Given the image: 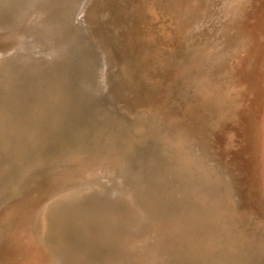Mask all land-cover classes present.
<instances>
[{
    "label": "bare ground",
    "instance_id": "1",
    "mask_svg": "<svg viewBox=\"0 0 264 264\" xmlns=\"http://www.w3.org/2000/svg\"><path fill=\"white\" fill-rule=\"evenodd\" d=\"M163 2L187 30V46L192 40L199 43L194 49L190 45L181 64L180 72L198 97L188 108L202 107L216 129L226 118L236 117L243 91L252 89V110L241 121L247 132H254L249 143L259 142L264 183V44L245 64V80L237 72L235 78L222 73L223 62L249 40L246 23L254 0ZM150 6L148 17L144 7H137L145 23L154 21ZM104 7L99 0H0V148L11 138L24 140L23 168L46 166L54 176L14 222L13 243L26 251L35 247L47 264H264V206L258 212L240 210L242 202L238 207L225 168L205 146L188 138L185 129L157 134L149 122H138L141 137L126 131V151L116 152L117 145L106 151L95 146L101 148L92 155V145L87 148L78 140L68 141L71 147L63 151L59 128L68 114L92 109L102 98L114 100L120 93L142 89L144 83L157 88L151 75L156 47L143 45L139 37L117 40L111 45L115 54L107 47L81 45L88 19L101 25L108 18ZM207 21L218 25L210 41L199 31ZM223 146L225 151L233 148L231 136ZM7 216L2 213L0 222ZM4 247L2 239L0 249Z\"/></svg>",
    "mask_w": 264,
    "mask_h": 264
},
{
    "label": "rangeland",
    "instance_id": "2",
    "mask_svg": "<svg viewBox=\"0 0 264 264\" xmlns=\"http://www.w3.org/2000/svg\"><path fill=\"white\" fill-rule=\"evenodd\" d=\"M99 1L103 2V6H105L104 9L106 7H108L105 9V12H104L105 15L106 14L108 15V18H105L104 22H103L104 24H101V25L95 24L93 22V19L91 18L92 19L91 20L89 18L88 19L89 25L88 26L84 25V27L85 28L87 27V28L85 29V31H82L80 33L81 35L79 38H80L81 45L92 47V48H94V47L106 48L107 47V49H111L115 54L116 49H112L111 45L113 43L115 44L117 40L118 41L122 40V42H123V40L127 41L128 39L131 40V39H134L135 37H139L140 41L143 42V45L145 43H147V46L148 47L150 46V48H153V46H154V48L156 47L158 55H157L156 59L154 60L155 63H153V66L155 67V72H152L151 75L156 76V77H153L154 78L153 82L156 83L157 88L154 89L151 85H146L144 83L141 85L142 89L140 87L139 88H133V90L131 89L128 91V94H127V92L126 93L123 92L124 94L123 93L122 94L126 95V96H123L120 93V95L118 94L119 96H116V98H114V100H113V98H108V99L102 98V99H100L97 102L98 105L95 104V106L93 107L94 109L92 108L93 111L91 112V114L89 113L90 115H92L91 119L89 118V123H88L90 125V129L82 136L80 134L85 132L86 126L79 124L78 127L75 128V132L77 131V133L75 135H78L76 137H78V141H79L80 145H85V147H87V148H88V146L92 145V149L90 152V153L93 152L92 155L96 154L94 151L95 149L101 148V147L95 148V146H103L104 149L107 148V149H105V151H106V150L110 149L111 146L114 147L117 145L118 146L117 148L114 147V148H116L115 151L117 150L116 152L124 151L125 149H128L127 148L128 143L126 141H127V137H129V135H133V136H136L138 138L141 137V132H139L141 130L138 129V125H137L138 122H140V123L149 122L152 125V129L156 130L158 132L157 133L155 131V133H157V134H162V133L163 134H166V133L170 134L169 132L178 131V130L184 131V129H185L187 132L188 138L192 139V141H194L195 143H201L202 146H205L204 148L207 149L210 156L215 161L220 163L223 166V169L225 168L224 173L227 172L225 175L228 176L227 179L230 181V184L232 183L231 184L233 186L232 191L234 189L233 195L235 197V202H236L237 206L242 202L241 203L242 205L241 204L239 205L240 206L239 209L243 211V209L249 208V209H252L254 212H258L259 210H257V208L264 206V194H263L264 183H262L261 176H260V171H261V167H262V155L258 151L261 148L258 144L259 142H257L256 139H253V140L250 139V143H249L248 139L251 138L250 134H252L254 137V132H247V130H245V128H244L243 122L241 121V117H247L248 114L250 113V111L252 110L251 107L248 108L249 105L251 106V103H252L253 98H254L253 93H252V89L249 88V86H248L247 90L243 91L242 100H241L242 102L239 104V106L237 108L236 117L229 118V120L226 118V120H223L221 122V124H222L221 126H219L218 128L216 127V129L215 128L212 129L211 126H213V121L210 120V118H207V115H208L207 112H202L203 111L201 109L202 107H200V106L193 107L192 106V109H191V107L190 108L187 107V105L191 104L192 102H194V105H195V103L197 101L195 99H197L198 97L196 98L193 95L194 92L192 89V85L188 83V80L185 78L184 72H180L182 69L181 64H182L183 60L185 59L186 55L188 54V48L192 47V49H194L197 47V45L199 43L197 40H195L196 42L192 40V42H189L191 47H190V45L187 46V43L183 39L186 35L187 30H185L184 25H182L181 22H179V20H177L175 18V16L173 14H171V11L169 9H167V10L165 9V5H164L163 0L162 1L161 0H156V1L155 0H151V1L150 0H147V1L146 0H144V1L143 0H105V1L99 0ZM155 2H157V3H155ZM150 3L151 4L153 3L155 5H151ZM160 3H162V4H160ZM148 5L149 6L151 5L150 8L154 6L153 7V19H152L154 21H150L149 23H145V22H143V19L140 18L139 11H138L137 7H139V6L141 8L144 7L143 8L144 15H147V17H148L149 12L148 11L145 12L146 8L149 9ZM132 7H134V8H132ZM94 9L95 10H94L93 16H92L93 18L95 16V13L98 11V8H96V5L94 6ZM134 9H135V11H134ZM161 9H163V10H161ZM158 11H160V12H158ZM151 13H152V10H151ZM165 14L167 17L165 16ZM132 17H134V18H132ZM110 19H111V21H110ZM157 20L158 21L160 20V21L158 22ZM105 21H106V23H105ZM123 21H125V22L123 23ZM140 21L143 23H142V25L140 24V26H139V23H141ZM153 22L155 24H153ZM150 23H151V25H150ZM156 23H157V25H156ZM208 23H209V21H207V23L204 25L205 27L204 26L201 27L199 31H200V34H203L202 36L204 39L208 38V41H210V40H213L212 36L216 35V28L218 25H214L211 22L209 24ZM178 24H179V26H178ZM210 24H212V26ZM246 24H247L246 32H247L249 40L245 45H243L241 47V49L238 53H236L235 55L234 54L231 55L232 58H231V56H229L228 59L223 62L224 67H223L222 73L224 74V76L227 75L226 78H229V77L235 78L236 72H237L238 78H242L245 80V75H244L245 64L247 63L248 59L250 57H252L257 52L258 49H260V45L264 44V0H254L252 13L250 14V20ZM120 25L122 27H120ZM150 26H151V28H150ZM207 26H209V27H207ZM214 26H216V27H214ZM138 27H140V28H138ZM153 27L156 29H154ZM182 27L185 31L182 29ZM142 28H144V31ZM150 31L153 32L154 34L151 33ZM85 32L87 33V35ZM131 32H133V34ZM238 32L239 31H236V33H238ZM122 33L125 35H123ZM136 33H138V34L135 36ZM89 34H91L90 37H89ZM93 34L94 35L96 34V35L94 36ZM233 34H234V32H233ZM117 35H119L120 37ZM103 36L105 38H103ZM107 36H109V37L106 39ZM153 36H154V38H153ZM155 36L156 37L160 36V37L156 38ZM122 37H124V38L122 39ZM85 38H88V40ZM150 38H152L153 40L155 38L156 39L154 41H150ZM105 39H106V41H105ZM167 39H169L168 41H170V42H168ZM89 40H91V41H89ZM97 40H98V42H97ZM103 41H105V42H103ZM108 42H109V45H108ZM156 42H158L157 45H156ZM193 42H195V43H193ZM94 44H95V46H94ZM1 45H3V43H0V46ZM117 45H118V43H117ZM115 48H116V46H115ZM163 48H164V51H163ZM166 49L168 51H166ZM178 50H180L181 53ZM169 51H171V52H169ZM249 51H250V54H249ZM177 53H179V54H177ZM168 55H170V56H168ZM179 55H181V56H179ZM164 56H165V58H164ZM166 56H167V58H166ZM175 56H177V57H175ZM243 56H246V58ZM169 57L172 58V59H170L171 61L169 60ZM167 59H168V61H167ZM163 63H164L165 68L163 67ZM227 67H229V68H227ZM156 72H158L159 74ZM230 72H232V73H230ZM161 73H163V75ZM225 83H226V80L224 79L223 82H221V84L225 85ZM245 84L248 85L246 81H245ZM160 90H161V92H160ZM127 95L128 96L131 95L130 97H132V98L128 97ZM121 97L122 98L124 97L123 98L124 100ZM149 97L150 98L152 97V98L150 99ZM118 98H121V99L118 100ZM243 98H245L244 102H243ZM106 100L108 101V103ZM152 100H154V101H152ZM188 101H190V102H188ZM126 104H129V105H126ZM260 104L263 105L264 102L260 103ZM129 106H131V107L127 108ZM132 106L136 110L133 111ZM174 106H176V107H174ZM115 107H116V110H115ZM186 109H188L189 111H187ZM118 110L119 111L121 110L122 112L121 111L119 112ZM153 110H154V112H153ZM165 110H167V111H165ZM190 110H192V111H190ZM116 111H118V112L116 113ZM246 111H247V113H246ZM238 112L239 113L242 112L240 114V116H239ZM172 113H173V115H172ZM87 115H88V113H87ZM95 116H97V118ZM118 116L120 117V119L117 118ZM134 117H135V119L133 120ZM124 118H125V120L127 118V120L125 121ZM137 119H139V120H137ZM125 122H129V123H127L125 125ZM135 123H137V124H135ZM164 123H166V124H164ZM132 126H133V128L131 129ZM135 127H137V128H135ZM69 128H71V127H69ZM135 129H136V131H134ZM126 131H128V134L130 132V134L129 135L126 134L127 133ZM224 132H226V133H224ZM121 133H123V134H121ZM112 136H113V138H112ZM229 136H231V138H232L233 148L231 150L225 151L224 146H223L224 139H225V137L228 138ZM112 143H114V144H112ZM66 144L67 143H64L62 146L63 151L67 150L71 147V145L69 143L67 145ZM22 159L23 158L21 156L17 160H18V162H22ZM29 167L30 166H28L26 168L24 167L23 171L21 173L11 174L6 179V180H8V182L5 186L7 188L10 186L9 187L10 189L8 190V195L4 196L0 201V215L3 213L7 216V214H8V216H7L8 218H7V220L0 222V240H2V239L5 240L7 247L0 249V264H34V263L47 264L45 259L42 257V255L40 253L34 252V250L37 251L35 247L31 246L33 248L29 252V248H31V247H29L26 251V249H23L22 247H18L19 245H15V243H13V240H12L14 234L16 233V228L14 230V227H15L14 225L18 223L19 218L24 215V213L32 205V203L36 202L38 200L37 198L40 195H42L41 193H43V188H45V184H47L49 181H51L54 178V176L52 175L53 171L51 169L47 168L46 166H41V167L39 166L40 168L39 167L37 168V166H33L30 168ZM24 175H26V177ZM28 177H30V178H28ZM23 178H24V180H22ZM9 182H11V183L9 184ZM22 182H23V184H22ZM26 182H28V184H26ZM19 185L21 186L22 189L19 187ZM28 186H29V188H28ZM20 190H22L23 192L19 193ZM16 191H18V192H16ZM16 194H19V195H16ZM237 195L239 198L236 197ZM10 196H11V198H10ZM19 196H21V197H19ZM2 203L3 204L7 203L6 204L7 206L5 204H4L5 207L2 206L3 205ZM250 205H253V206H250ZM14 222H15V224H14Z\"/></svg>",
    "mask_w": 264,
    "mask_h": 264
},
{
    "label": "water",
    "instance_id": "3",
    "mask_svg": "<svg viewBox=\"0 0 264 264\" xmlns=\"http://www.w3.org/2000/svg\"><path fill=\"white\" fill-rule=\"evenodd\" d=\"M92 111L93 109L91 110V109L83 108L81 110H78V112H72L68 114L67 117H65L67 118L66 122L59 128L61 135V142L63 144L68 143V141L72 142L78 140V137H76L78 135H75L77 133V131L75 132V128H77L79 124L86 126L85 132L80 134L82 136L90 129V125L88 123H89V118L91 119L92 115H90L89 113H91ZM95 117L97 118V116ZM25 143L26 142L24 140L18 139L16 137L7 140L5 144H3V140H2L3 148L2 147L0 148V197L1 198L8 195L9 187L7 188L5 186L8 182V180L6 179L11 174H15V173L19 174L23 171V166H22L23 164L22 162H18L17 159L20 158L21 156L24 159ZM2 191H4L3 194Z\"/></svg>",
    "mask_w": 264,
    "mask_h": 264
}]
</instances>
